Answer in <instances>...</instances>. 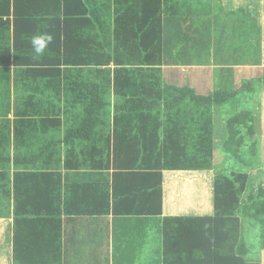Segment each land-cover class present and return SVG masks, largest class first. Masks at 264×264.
<instances>
[{
    "label": "trees",
    "instance_id": "16d2710c",
    "mask_svg": "<svg viewBox=\"0 0 264 264\" xmlns=\"http://www.w3.org/2000/svg\"><path fill=\"white\" fill-rule=\"evenodd\" d=\"M166 7V0H0V28L9 23L4 17L12 10L14 16L13 56L10 46L1 49L0 67L14 64L27 67L34 77L64 79L68 100L77 109L64 142L99 138L106 108L113 106L114 113L112 133L105 138L106 143L113 138L112 184H64L61 172L14 174V264H63L64 215L105 216L112 210L118 215H162L163 171L209 169L213 149L207 121L196 153L189 157L186 128L174 116L189 101L202 108L224 105L264 82L256 78L239 91L200 95L189 86L163 80V15L179 16L176 3ZM242 13L256 24L260 43L257 18L244 9L237 11ZM36 37H50L39 53L33 44ZM87 68L94 69L95 79L81 76ZM48 123L43 124L48 129L62 125L52 119ZM227 128L229 152L236 158L245 147L255 153L251 112L236 115ZM39 157L15 161L33 164ZM104 166L96 168L110 167ZM66 167H72L69 161ZM6 178L0 173V181ZM248 179L242 172L215 177L213 216L164 219V264H261L247 260L250 248L241 235L239 211L246 198L248 209L262 217L264 245V186L248 192Z\"/></svg>",
    "mask_w": 264,
    "mask_h": 264
},
{
    "label": "crops",
    "instance_id": "0c3cea01",
    "mask_svg": "<svg viewBox=\"0 0 264 264\" xmlns=\"http://www.w3.org/2000/svg\"><path fill=\"white\" fill-rule=\"evenodd\" d=\"M222 1L226 14L238 16L237 11L243 9V0ZM4 20L9 23L0 28V50L10 46L13 56V10ZM250 67L263 72L259 65ZM26 70L27 67L14 64L0 67V173L7 176L0 181V264H14L16 172H61L64 184H112L114 180L113 138L110 143L105 139L101 142V138L64 142L74 121L73 113L77 112L75 105L65 98L64 79L34 77ZM65 116L71 120L66 128ZM49 119L61 122V127L56 128H62L59 138H52L50 131L54 129L43 126L49 124ZM50 142L54 143L47 149ZM84 143L90 144L85 158L79 150L75 151L78 144ZM108 144L110 150L106 148ZM55 149H62V155H57ZM39 154L33 164L15 161ZM67 161L71 168L66 167ZM107 163L110 167L96 168ZM214 180L205 170H164L160 216L118 215L113 210L105 216H62L63 264H164V219L213 216Z\"/></svg>",
    "mask_w": 264,
    "mask_h": 264
},
{
    "label": "rangeland",
    "instance_id": "374dc122",
    "mask_svg": "<svg viewBox=\"0 0 264 264\" xmlns=\"http://www.w3.org/2000/svg\"><path fill=\"white\" fill-rule=\"evenodd\" d=\"M175 3L179 16L171 17L166 11L163 15V80L177 86H189L200 95H210L217 90L235 92L241 89L244 82L256 78L264 80V0L242 1L244 11L256 17L257 26L262 29L260 43L256 39V24L245 13L242 16L226 14L222 0H166V9ZM252 65H259L263 72L252 69ZM81 76L95 79L96 73L94 69L87 68L81 71ZM59 89L62 90V83ZM65 98L68 100L67 95ZM108 98L115 100L112 94ZM247 112H251L254 118L256 151L253 153L246 147L242 148L240 157L236 158L225 148L229 137L227 124L236 115ZM113 115L112 106L106 108L104 123L100 125L98 134L101 142L112 133ZM174 117L186 128L189 157L196 153L198 136L204 123L209 122L213 149L210 167L205 171L211 177L215 179L218 174L242 172L249 177L248 192L264 186V82L254 84L249 93L241 92L224 105L202 108L189 101ZM165 120L164 123L168 122ZM70 122V116H65V128ZM50 132L52 138H59L62 128ZM89 148L90 144H78L75 151L79 150L85 158ZM55 151L57 155H62V149ZM249 205L245 198L239 211L241 235L250 248L247 260L262 262V217L248 209Z\"/></svg>",
    "mask_w": 264,
    "mask_h": 264
},
{
    "label": "clouds",
    "instance_id": "9594fccd",
    "mask_svg": "<svg viewBox=\"0 0 264 264\" xmlns=\"http://www.w3.org/2000/svg\"><path fill=\"white\" fill-rule=\"evenodd\" d=\"M47 40H50V37L49 38H45V37L34 38L33 44L35 46V50L37 53L41 52L44 49V47H46Z\"/></svg>",
    "mask_w": 264,
    "mask_h": 264
}]
</instances>
